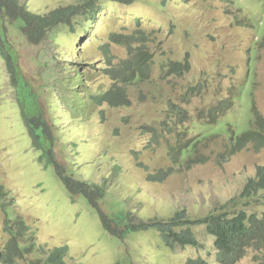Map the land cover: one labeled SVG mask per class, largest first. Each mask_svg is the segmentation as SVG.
<instances>
[{"label":"rangeland","instance_id":"1","mask_svg":"<svg viewBox=\"0 0 264 264\" xmlns=\"http://www.w3.org/2000/svg\"><path fill=\"white\" fill-rule=\"evenodd\" d=\"M82 1L21 0L41 16ZM258 2L136 0L123 5L101 0L96 20L81 19L76 33L68 27L57 29L40 44H31L9 26L38 114L54 128L57 160L77 180L105 189L106 199L99 200L97 207L110 215L126 210L142 221L170 219L182 210L198 219L240 195L257 169L264 167V148L253 146L221 164L219 156L230 134L218 133L198 143L200 154L211 160L181 171L172 164L167 144L175 137L158 145L149 129L156 124L165 131L169 128L164 125L169 100L188 112L190 121L182 126L187 139L206 133L209 109L219 108L224 101L233 103L225 113L220 109L219 119L235 123L241 132L248 128L249 102L264 117V5ZM140 31L152 40L148 47L156 63L151 77L130 87L129 107L96 104L92 98L113 85L106 74L108 61L127 57V46L114 44L109 35L136 39ZM106 45L110 48L105 52ZM187 56L189 72L163 79V63L183 62ZM11 78L0 53V185L9 194L14 216L25 221L42 255L68 247L70 264H185L191 258L220 264L204 227L194 229L198 247L175 249L167 247L155 231L124 239L105 232L98 211L84 197H72L55 171L40 163L41 153L33 148ZM197 86L199 91L190 95ZM169 168L172 173L165 182L149 181V175ZM250 203L245 207L248 213H264V193ZM4 225L0 207V249L7 241ZM256 256L250 250L239 264H264Z\"/></svg>","mask_w":264,"mask_h":264},{"label":"trees","instance_id":"2","mask_svg":"<svg viewBox=\"0 0 264 264\" xmlns=\"http://www.w3.org/2000/svg\"><path fill=\"white\" fill-rule=\"evenodd\" d=\"M99 1L101 0H83L81 4L60 7L41 16L31 12L21 0H0V53L9 65L11 79L17 87L25 127L32 139L33 148L41 153L40 163H45L46 168H52L55 171L72 197L76 195L84 197L88 204L98 211L105 232L117 238L124 239L133 234L155 231L160 234L165 245L171 249L178 246L198 247L200 241L194 229L204 227L208 236L213 239L218 253L217 260L220 264H239L250 250L257 253L256 258L264 259V213L250 214L245 210V207L251 204L250 201L264 193V167L262 166L257 169L256 176L248 180L240 195L208 216L192 218L185 210H182L170 219L142 221L126 210L112 215L105 213L102 208L96 206L99 200L101 202L106 199L105 189L77 180L71 169L58 162L54 150L56 140L54 128L38 114L35 94L25 80L26 73L17 60L18 55L11 44V37L7 30L9 26H14L16 29H13L20 31L31 44L45 42L48 36L63 27H68L71 33H76V26L81 19L87 22L96 20L101 11ZM111 1L132 5L136 0ZM258 3L264 5V0H259ZM137 23L140 24L141 20L138 19ZM137 36L139 38L135 39L129 35H109L108 40L114 44L127 46V57L116 63L112 60L108 61L106 74L111 77L113 85L98 98H92L96 104L106 103L112 107H129L130 87L145 84L151 77L153 64L156 63L155 53H152L148 47L152 40L141 31ZM109 48L110 46L106 45L102 47V50L106 52ZM190 69L189 56L183 62L163 63L161 68L164 73L163 79L172 76L182 77ZM199 89L200 86L190 89V95L196 94ZM143 95L144 92L141 94L142 100L145 99ZM167 100L168 98L164 106ZM232 103L231 99V101L221 102L217 109H209L208 117H206V133L194 139H187V130L182 129V126L185 127L190 121L188 112L175 101L169 100L165 106L169 116L164 122V125H169V128L165 131L157 124L149 128L152 131L153 140L160 145L162 141L175 137L176 141H172L170 145L168 141L167 144L172 164L179 167L181 171H188L198 164H206L211 160L206 154H200L198 143L214 134H230L225 152L219 156L221 164L249 146H253L256 150L264 148V117L259 114L253 102H249L251 105L248 106L250 111L248 128L244 132L239 131L235 123L219 119L222 115L220 109L225 113ZM203 116L204 113H201L200 117L205 118ZM135 155L138 154L135 153ZM171 173L169 168L167 171L149 175L148 179L151 182L163 183ZM7 194L6 189L0 185V207L5 215L4 232L7 235V241L0 249V264H70L68 247H58L50 251L42 249L47 255L41 254L37 239L28 233L25 221L22 218L18 220L14 216L13 206L10 201L8 202ZM185 264H208V262L203 258H191Z\"/></svg>","mask_w":264,"mask_h":264},{"label":"clouds","instance_id":"3","mask_svg":"<svg viewBox=\"0 0 264 264\" xmlns=\"http://www.w3.org/2000/svg\"><path fill=\"white\" fill-rule=\"evenodd\" d=\"M228 141V140H227ZM228 144V143H227Z\"/></svg>","mask_w":264,"mask_h":264}]
</instances>
